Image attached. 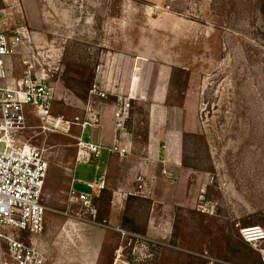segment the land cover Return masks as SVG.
<instances>
[{
    "label": "rangeland",
    "instance_id": "obj_1",
    "mask_svg": "<svg viewBox=\"0 0 264 264\" xmlns=\"http://www.w3.org/2000/svg\"><path fill=\"white\" fill-rule=\"evenodd\" d=\"M261 4L262 0L0 2V29L25 27L34 37L26 46L52 55L55 117L68 122L84 119L82 103L98 64L105 66L106 80L117 74L122 81L121 75L126 76L140 57V88L147 93L140 104L131 102L128 129L136 150L129 155L133 160L128 168L124 158L106 155L98 169L93 163L75 166L80 129L42 133L26 109V129L17 138L44 151L48 162L43 190L48 211L37 241L46 264H264L258 252L264 243L256 248L239 235L243 228L264 230ZM10 62L15 68L9 76L18 78V58ZM6 84L0 81V87ZM153 99L162 103L154 107ZM105 121L112 125L109 117L102 125ZM90 135L86 129L82 139ZM152 149L158 154L150 168L153 174L144 175L146 192L136 194L139 174L131 169L137 160L147 168ZM120 169H125L131 185H122L127 191L115 197L113 191L124 180L119 181ZM102 176L108 185L93 198L94 216L69 205L72 177L97 182ZM74 190L87 191L78 184Z\"/></svg>",
    "mask_w": 264,
    "mask_h": 264
},
{
    "label": "built area",
    "instance_id": "obj_2",
    "mask_svg": "<svg viewBox=\"0 0 264 264\" xmlns=\"http://www.w3.org/2000/svg\"><path fill=\"white\" fill-rule=\"evenodd\" d=\"M7 1L0 0L2 3ZM0 13L4 15L3 10ZM33 39L25 27L0 29V81L7 83L0 87V264H46L37 241L43 234L48 211L43 199L48 162L44 151L17 138L26 129L27 108L42 133L69 132L71 126L80 129L75 138V166L94 164L103 155L124 158L134 151L128 123L138 84L133 94L132 79L126 95L122 91L116 93V89L109 91L103 83L105 66L98 64L87 100L82 103L84 119L68 122L55 117L52 114L55 94L50 81L56 68L48 51L38 52L26 46ZM16 57L22 69L21 75L11 78L9 75L15 67L10 61ZM104 117L112 120L110 144L95 143L90 136L87 141L83 140L82 132L100 127ZM166 173V170L162 171V174ZM135 183L136 194H144L147 189L144 174L138 175ZM74 184L82 185L87 191H75ZM106 188L104 176L97 182H84L72 177L68 203L89 210L94 216L95 210L90 209L93 198L100 196ZM239 235L245 243L256 248L264 243V230L260 227L243 228ZM258 252L264 263V248H258Z\"/></svg>",
    "mask_w": 264,
    "mask_h": 264
},
{
    "label": "crops",
    "instance_id": "obj_3",
    "mask_svg": "<svg viewBox=\"0 0 264 264\" xmlns=\"http://www.w3.org/2000/svg\"><path fill=\"white\" fill-rule=\"evenodd\" d=\"M137 58H138V61L135 62L134 66L130 69V72H128L126 76L121 75V78L123 79L122 81L121 80L118 81L119 78L116 77V75H117L116 74L115 77L111 76L112 78L110 77L109 80H106L105 77L103 76V83L105 85L104 87L106 89H108L109 91L111 89L112 90H115L116 89V93H119L118 91H122V94L123 95H126L128 89H130L131 79H132V94L135 91V87L138 84L135 100L140 104V101H143V100L146 99L147 93L144 90H141V88H140V57H137ZM158 89H160V88H158ZM156 95H157V93H156ZM153 101L155 103L154 104V107H158V104L162 103L161 102V99H159V101L156 100V99H153ZM131 120H132V116H131V112H130V120H129V122H131ZM105 122H106L105 125H102V123H101L100 127H98V128H100V131L98 132V134H95L94 133V131L97 128L96 129H93L91 131L90 138L95 143H99V144H102V145H109L110 142H111V139H112V132H113V128L112 127H113V125H111L110 122H107V121H105ZM129 131H130V133L132 135V138H133L134 136H133L132 131L131 130H129ZM134 150H136L135 147H134ZM136 152L139 154L140 153V149L138 148ZM150 154H151L150 155V159H151L150 161H152V162L149 163V165L147 166V168H146V166H145L144 163H140V160H137L135 162V164L133 165V168L131 169L133 175L136 174V173H138L140 175V172H141L145 176H148L149 177V176H151L153 174L152 173V169L150 170V168H154V165L156 163V159H157V155L158 154L155 155L154 149L151 150V153ZM129 157H130L129 155L127 157H124V160L127 162L126 168L130 167V164H131V162L133 160L131 158L129 159ZM101 160H102V158L94 163V165L96 166V169H98V166H99V163H100ZM124 160H122V161H124ZM166 161L167 160H165V162ZM170 164H172V163H170ZM108 171L109 170L107 169V167L104 166V168H103V174H107ZM119 171L122 172V174L119 175V178H120L119 181L120 180H123V179L124 180L122 182L121 181L118 182L117 190L116 191H113V196H115V197L118 196V195H120V197H123L124 195H122L120 193H117V192H125V191H127V189L124 188L123 186L125 184L126 185L127 184L131 185V178H128L127 180H125V173H126L125 169H122V170L120 169ZM132 179H133V177H132ZM106 183H107V179H106ZM107 185H108V183H107ZM120 185L121 186L123 185L122 188H121Z\"/></svg>",
    "mask_w": 264,
    "mask_h": 264
},
{
    "label": "trees",
    "instance_id": "obj_4",
    "mask_svg": "<svg viewBox=\"0 0 264 264\" xmlns=\"http://www.w3.org/2000/svg\"><path fill=\"white\" fill-rule=\"evenodd\" d=\"M261 9L264 11V0H262Z\"/></svg>",
    "mask_w": 264,
    "mask_h": 264
}]
</instances>
